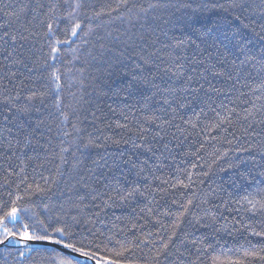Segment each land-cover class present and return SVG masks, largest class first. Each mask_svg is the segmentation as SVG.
<instances>
[{
    "label": "snow or ice",
    "instance_id": "snow-or-ice-1",
    "mask_svg": "<svg viewBox=\"0 0 264 264\" xmlns=\"http://www.w3.org/2000/svg\"><path fill=\"white\" fill-rule=\"evenodd\" d=\"M89 7L87 0H31L22 3L18 10L10 3H0V15L6 18L0 22V161L3 162L0 167L7 165L3 186L11 188L13 181L8 177L19 178L16 193L8 191L9 199H0V247L19 246L18 264H89V261L99 264L92 251L93 241L89 240L87 245L84 242L95 232L85 226L103 223L102 215L107 216L109 211L115 215V210L133 205L132 213L137 219L154 217L155 223L160 225L157 231L136 238L137 247L140 244L155 247L150 264H184L181 258L186 253L191 255L188 246L199 252L208 242L207 234L195 235L201 229L229 234L243 230L264 237V231H256L252 223L245 222L244 216L264 215V189L236 200L234 203L239 207L235 208H227L221 198L226 210L237 214L229 221L227 216L213 211V208L218 210L219 205H213L211 198H220L219 193L224 189L222 185L208 184L213 174L212 165L201 173L194 171L200 165L193 163L191 168L177 167V174L167 178L156 175L166 166V160H175L172 153L190 138L189 129L200 128L201 133L229 131L235 120H243L246 125L239 129L243 137L257 138V150L264 161V140L259 139L264 128L256 131L258 126L264 125V116L256 119L257 114L264 113V103L257 107L251 99L240 100L248 96L240 89L250 87L249 82L257 79L259 83L250 90L256 100L264 99V0H228L227 7L216 0H200L199 3L180 0L178 4L172 0H150L147 7L138 5L135 0H116L115 6H108L106 13L94 11L92 16L87 15ZM170 8L191 9L194 14L207 11L214 15L196 21L199 27L196 22L186 23L185 27L191 29L187 39L173 34L169 43L163 44V48L179 49L184 55L164 57L155 47L161 43L159 35L167 37L172 29L159 28V34L153 29L155 39L143 34L139 37L128 34L125 40L117 36L111 47L103 43L106 37H97L98 48L93 44L85 54L84 64L96 62L95 74L89 73L91 85H85V67L75 68L82 54L77 41L85 46L91 43L89 37L96 33L92 20L117 13L118 18L127 19L133 27L143 20L140 27L144 28L150 26V19L161 18L158 15L149 18V13L163 14ZM29 13L30 19L25 21L23 18ZM189 19L195 21L194 17ZM163 23L168 25L172 21L167 19ZM111 35L107 33L108 37ZM137 39L141 43H137ZM188 47L194 48L191 57L186 52ZM66 55L70 59H66ZM14 67H23L28 75L14 89H8L3 84L5 79L13 83L18 75H24L13 71ZM76 73L80 74L79 78ZM75 85L79 86L81 95L77 97L76 92H70L76 103L65 104L64 90ZM88 86L93 87L97 97L122 101L133 118L136 112L140 113L134 137H96L82 127L88 122L87 117L72 122L71 131L67 130L66 125L80 105L88 102L85 99ZM234 92H239L235 100L231 99ZM49 98L50 106L45 103ZM134 98H138V108L128 103ZM238 100L250 105L243 109L242 116L236 110ZM37 102L54 110L49 116L59 117L58 151H50V139L41 142V128L50 132L51 127L40 115ZM67 108H71V112L66 111ZM109 111L116 114L111 106ZM34 112L38 114L35 118ZM208 112L213 114L214 120L201 127V117H206ZM90 114L92 123L100 119L97 111ZM120 116L125 122L116 121L114 126L131 131L128 114L121 112ZM177 120L180 123H176ZM233 139L239 142L241 137L233 133ZM109 145L119 151L91 155L94 149H106ZM125 146L127 154L123 150ZM252 150L240 145L232 150L236 152L234 160L228 159L229 150H225L215 156L213 163L225 159L227 166L220 167V172L238 170L242 165L255 164V158L250 155ZM198 152L199 149L189 154L196 156ZM30 161H38L33 167L34 173L49 164L54 163V167L48 175L41 171L40 181L28 182L26 169ZM21 185H24L23 195L19 194ZM177 189L185 190L186 198L172 199L161 209L157 195ZM89 209L94 211L91 217L85 218L84 213ZM160 217L168 218V222ZM115 219L121 220V216ZM221 220L225 222L220 223ZM132 227L136 228V224ZM108 239L111 241L112 237ZM35 242L41 246L32 247ZM131 251L122 246L115 256L124 257ZM245 256L264 261V247L246 251ZM107 264H121V261L109 260Z\"/></svg>",
    "mask_w": 264,
    "mask_h": 264
},
{
    "label": "trees",
    "instance_id": "trees-1",
    "mask_svg": "<svg viewBox=\"0 0 264 264\" xmlns=\"http://www.w3.org/2000/svg\"><path fill=\"white\" fill-rule=\"evenodd\" d=\"M31 0H0V3L3 4H12L18 10L19 6L22 3H30ZM87 2L91 5L88 9H86L87 15L92 16L94 11H104L105 13L108 11V6H115L116 0H87ZM135 2L140 5L142 4L144 7H147V4L150 0H135ZM154 2V0H152ZM173 3L178 4L180 0H172ZM200 0H197L199 3ZM217 3H223L227 7L228 0H216ZM195 7V4H193ZM8 11H12V9H8ZM123 15H127V13H123ZM153 15L161 16L160 19L157 20H149L150 26H145L144 28L140 27V23H143V20L140 23H137L135 27L130 25L127 19L118 18L117 13H112L111 16L104 15L99 19L92 20L91 24L96 29V33L94 36L89 37L91 43L87 46L77 41V44H80L82 49L81 54V62L75 65V68H80L81 66L85 67L84 77H85V85H91V78L89 73L95 74L96 72V62H92L91 64H84L85 54L87 51L92 49V45L96 44L97 48L99 46V41L97 37H106L103 41L107 46H113L114 38L117 36L120 37V40H125L128 34H135L136 37H139L143 34L146 38L155 39L156 37L152 35L153 29L157 30V34H159V28H163L165 30L172 29L169 31L168 36L159 35L160 44H157L155 47L159 49V54L168 57L170 54L175 55H184L185 53L179 49H171V48H163V44H167L170 41V38L175 35L176 38H184L187 39V36L191 34V29L185 27L186 23H193L199 21L202 17H211L214 13L211 12H203V13H193L191 9H179L170 8L166 13H149V18ZM31 13H29L25 19H30ZM190 17H194V20H190ZM6 19L2 15H0V22ZM171 19L172 23L165 25L163 23L164 20ZM159 26V27H158ZM174 26V27H173ZM196 26L199 27V22H196ZM111 32V37L107 36V33ZM182 32L184 35L182 36ZM137 43H141L137 39ZM174 42V40L172 41ZM116 44L119 41H115ZM199 43V41H197ZM75 46V45H74ZM150 51L152 49H149ZM187 55L189 57L192 56L194 52L193 47H188L186 49ZM66 59H70V56L66 55ZM167 62V61H166ZM13 71H18L24 73L23 76H19L13 81V83H9L7 79L3 81V84L8 89H14L16 84H19L21 79H25L28 75L26 69L23 67H19L17 69L14 67ZM75 71V69H74ZM79 73H76L77 78H79ZM28 83L27 80H25ZM259 83V79L255 81H250V87H242L240 90L248 93L247 97H241L240 100L251 99L257 104V107L261 103H264V99L256 100V96L252 93L250 88H255L256 84ZM70 92H76L77 97L81 95L79 91V86L75 85L71 89L64 90V100L65 104L75 105L76 101L70 95ZM239 96V92H234L231 96V99L235 100ZM85 99L88 101L87 103H83L80 105L79 111L75 116L72 117L71 121L68 125H66L67 130L71 131V123L76 122L77 119L83 120L87 117L88 122L83 124L82 127L85 128L86 132H92L94 136L103 139L104 137H113L115 139H119L120 137L128 138L129 136H133L137 130V118H139L140 113L136 112V118H133L129 110L125 107L124 103L119 100H115L114 98L108 97H97L93 92V87L88 86L87 91L85 93ZM136 99L128 101V103L133 104L137 108ZM214 99H216L214 97ZM223 99V97H220ZM217 104L219 100L216 101ZM47 105H51L52 101L49 98L45 102ZM227 103V101H225ZM37 106L41 108L40 115H43L45 122L48 126L51 127V131L49 132L47 128L42 127L41 132L43 133V137L41 142H45L47 140H51L52 148L50 151H58V145L61 137L58 135L60 128H58L59 117L56 115L49 116L50 111L52 110L50 107H45L44 105H39L37 102ZM109 106L116 110V114L114 115L111 111H109ZM232 105H229L231 107ZM245 107H250L248 104L241 103L239 100L236 103V110L243 115V109ZM66 111L71 112V108H67ZM97 111V115L100 117L95 123H92L91 112ZM135 111V108L133 109ZM198 111V109H197ZM124 112L128 114L129 127L131 131L127 129H119L114 126L116 121H120L121 123L125 122L123 118L120 116V113ZM38 114L33 113L32 116L35 118ZM188 115H191V111L188 112ZM264 116V113L257 114L256 119L260 120ZM214 120L213 114L208 112L207 116L201 117V127H203L204 123ZM112 123L113 127H106L107 124ZM176 123H180L179 120ZM242 126H246L243 120H235L233 126L229 129V131H210V133H201L200 128L195 130L189 129L191 136L188 140L184 141V144L181 149L176 150L172 153V156L175 157V160L169 158L165 161V167L160 171L156 172V175L167 178L171 175H176V169L179 167L180 169L191 168L193 163H197L200 165L194 171L197 173H201L204 171H208V165H212V175L208 179V184H211L213 187L217 185L223 186V191L219 193L220 198H211L213 205H219V209L213 208V211H217V214H223L227 216L229 221L236 216L235 212H229L226 210L225 204L221 202V198L224 202L227 203V208H235L239 207V205L235 204L236 200H240L245 195H255L258 189H264V184L261 181H264V161L261 160L259 151L257 150L256 139L255 137L245 138L241 135L239 129ZM227 127V126H225ZM261 128H264V125L258 126L256 128L257 132L261 131ZM233 133L236 136H240L241 139L236 141L233 139ZM188 135V133H185ZM259 139L264 140V134L259 137ZM228 141H232L231 144ZM203 144V148H200V145ZM243 145V147H251L253 150L251 152V156L255 158V164L249 163L247 165H242L238 170H230L227 173L220 172V167H226V160L221 159L216 163H213L215 156L217 154H222L225 150H229L228 159L234 160L236 156V152L232 151ZM199 149V152L196 156L190 155L189 153L195 152ZM125 154L128 153V148L125 146L123 148ZM105 151L113 153L119 151L115 147L109 145L106 149H94L91 153L93 157L96 156L97 152L100 154H104ZM44 153L41 152V157H43ZM244 156H249V153H243ZM202 157V159H199ZM143 158V157H141ZM3 162L0 161V164ZM18 163V162H15ZM38 163V161H30L29 166L26 169V175L29 177L28 182L40 181V172L42 171L44 175H48L49 171L54 167L53 164L46 165L44 169H39L37 172H33V167ZM151 163V161H150ZM7 165H3L0 167V199L8 200L7 196L8 191H12L14 194L16 193V183H19V178L16 176L8 177L9 181H13L11 184V188L3 186L5 183V172L4 168ZM18 170V169H17ZM238 173H242L238 174ZM158 183V182H157ZM207 187V185H205ZM24 185H21L19 194L23 195ZM191 193H187L190 195ZM264 194V193H262ZM161 195H163V199H161ZM185 190L177 189L175 191H168L166 194H158L157 199L160 200V207L167 206L172 199H185ZM100 201H97L99 203ZM135 206V205H133ZM130 206L125 210H115V215L111 211H109L107 216H101V220L103 223H96L93 225H87L85 227H92L95 232L94 236H88V239L85 240V244H88V241H93L92 251L95 252L97 260H99V264H107L109 260H117L121 261V264H150L152 257L155 253V247L153 245H143L140 244L137 247L138 241H136L137 237H142L145 233L152 231L155 232L160 228V225L155 223L154 217H145L144 219H137L136 214L132 213V207ZM208 207L207 205L204 206ZM92 211L94 209H89L84 213L85 218L91 217ZM139 211L137 207V212ZM115 216H121V220H116ZM245 222L252 223L253 227L256 231H264V215L257 214L255 217L250 216L249 214H244ZM130 217V219H129ZM165 223L168 222V218L160 217ZM225 221L221 220L220 223H224ZM133 223L136 224V228H133ZM113 224L116 226L113 227ZM239 225H237V228ZM201 233L208 235V242L201 246L200 251L197 252L195 248H191L188 246L191 255L185 254L181 259L184 261V264H190L191 261H195V264H231L233 261H241L242 264H264V261L259 259H252L251 257H246L245 252H250L261 247H264V237H256L250 235L247 231H238L232 232L229 234L228 232H219L216 233L212 229H201L200 232H197L195 235L199 236ZM87 235V233H83ZM111 236L112 240L110 241L108 237ZM79 238V237H78ZM99 245V248H95V245ZM211 244V247L208 245ZM122 246L129 247L132 249L131 252L125 253L124 257H116L115 252L120 251ZM183 251V249H182ZM175 259V257H173ZM0 264H18L17 258V248H0Z\"/></svg>",
    "mask_w": 264,
    "mask_h": 264
},
{
    "label": "water",
    "instance_id": "water-1",
    "mask_svg": "<svg viewBox=\"0 0 264 264\" xmlns=\"http://www.w3.org/2000/svg\"><path fill=\"white\" fill-rule=\"evenodd\" d=\"M31 246H32V247H40L41 244H40L39 242H35V243H33ZM18 247H19V246H17V247H9V248H18ZM53 247H55V246H53ZM0 248H3V247H0ZM73 255H75V254H73ZM89 264H96V261H89Z\"/></svg>",
    "mask_w": 264,
    "mask_h": 264
}]
</instances>
